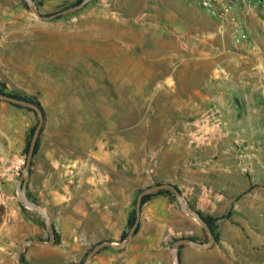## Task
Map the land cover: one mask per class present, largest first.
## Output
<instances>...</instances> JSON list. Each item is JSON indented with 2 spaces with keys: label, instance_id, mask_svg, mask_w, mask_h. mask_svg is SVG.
<instances>
[{
  "label": "rangeland",
  "instance_id": "rangeland-1",
  "mask_svg": "<svg viewBox=\"0 0 264 264\" xmlns=\"http://www.w3.org/2000/svg\"><path fill=\"white\" fill-rule=\"evenodd\" d=\"M34 1L41 4L40 13L49 16L79 0ZM100 1L43 21L25 5L26 0H0V81L12 94L36 96L44 108L41 169L53 181L67 185L63 193L81 200L76 196L81 184L76 170L87 151L99 152L101 165L116 167L110 188L115 197L114 230L108 235L85 230L78 236L82 251L72 250L73 258L56 257L45 264H82L98 245L122 243L138 195L158 182L164 184L163 171L173 162L187 164L194 148L218 143L240 150L237 165L243 164V177L247 181L252 175L264 178V19L258 16L261 21L255 23V30L248 29L250 43L236 44L231 27H221L193 0H114L109 7H94ZM20 22L28 27L21 28ZM225 55L240 60L235 65L241 68L236 84L245 86L242 104L235 101L237 93L228 90L233 109L213 103L179 107L178 101L192 97L194 89L214 96L235 85L234 61ZM227 117L235 120L232 125ZM37 124L35 112L0 100V154H17L21 143L26 148L30 130ZM195 132L212 138L199 142L192 138ZM51 155L54 166L48 160ZM22 156L17 181L26 165L25 149ZM124 170L126 176L130 171V182L122 177ZM173 182L185 191L186 180ZM30 196L41 206L42 199ZM255 200L258 203L252 208L244 207L218 223L220 241L211 248L183 245L181 264H264V199ZM18 202L29 221L43 229L44 239L39 241L48 242L44 218ZM84 211L91 213V203L84 205ZM11 223L12 218L0 210L2 246L9 240L5 233ZM85 223L94 225L89 218ZM140 225L123 250L102 248L88 264H175L171 253L175 241H209L206 231L168 196L154 197L143 206ZM227 229L231 230L223 241L221 230ZM56 232L61 242L48 247L62 243ZM22 245H13L14 257Z\"/></svg>",
  "mask_w": 264,
  "mask_h": 264
},
{
  "label": "crops",
  "instance_id": "crops-1",
  "mask_svg": "<svg viewBox=\"0 0 264 264\" xmlns=\"http://www.w3.org/2000/svg\"><path fill=\"white\" fill-rule=\"evenodd\" d=\"M112 1L114 0H101L94 7H109ZM240 14H243L242 16L245 18L250 31L253 28L255 30V23L261 21L258 19V15L250 10L246 11L244 9ZM19 24L22 25V22ZM27 27L26 25L21 26L23 29ZM211 56L210 54L209 57ZM224 58L234 61L232 71L234 72L233 80L235 81V85L227 86L223 93L214 96L210 93L200 94L199 91L194 89L195 94L192 97L189 96L188 99L178 101L179 107L189 108L192 106L197 108L209 106L213 103L220 104L223 108L231 107L233 109L232 104L234 99L231 97L230 92H227L228 90L235 91L232 93H237L236 98H239H235V101L242 104V98H246L244 95L245 86L236 84L238 80L236 78H239L241 75V68H237L238 64L235 65L236 61L240 60L237 57H233V55H225ZM241 96L242 98L240 99ZM228 121L232 125L235 120L228 118ZM191 134L192 138L199 142L206 139L211 140L210 138H212L196 132ZM210 145L213 146L212 143ZM212 146L197 147L189 151L187 164L177 165L176 162H173L168 171H163L166 173L164 183L169 181V183L177 186L173 180H186L185 191L181 187H177L186 198L190 207L205 216L220 218L218 223L221 224L220 221L225 219V216L229 213L235 214L240 212L244 207L248 209L252 208L255 203H258L255 198L259 201L260 199H264V178L252 175V182L247 181L243 177V164L237 165L239 161H237V152L240 150L219 147L218 143ZM24 149V144L21 143L17 154L12 156L5 154L6 159L1 166L7 199L4 203L5 206L1 207L0 210H3L12 218V223L7 227L5 233V236L9 238L7 244L5 246L0 245V264H15L12 247L17 242L25 243L29 240L44 239L45 233L43 229L29 221L26 213L19 206L17 198L19 180L17 181L16 175L10 173V167L22 160ZM40 149L41 142L38 153ZM38 153L33 159L28 193L33 195L32 197L42 199V201H37L50 215L53 225L58 232H60L61 226L62 230L59 234L63 240L60 245L54 248L38 244L29 245L25 250L24 263L21 264L49 263L53 262V259L56 257L61 261L73 258L71 255L72 250L82 251L78 243V236L83 235L85 230H90L91 228L99 230L100 235L111 234L112 230H114V220L116 219L115 213L111 209L115 204V197L113 189H110L112 187L111 184L115 181L116 167L113 165H101L99 162V152L87 151L86 158L85 156L81 158L76 170L80 178L77 182L78 184L81 183L77 187L78 193L76 192V196L79 194L82 197L81 200L73 199L67 191L66 193L61 191V189L67 190V185H64V182L53 181L49 175L46 176V171L41 169V166L38 164L40 160ZM48 160L54 166V156H48ZM246 161L243 160L241 163H245ZM239 168H241V171ZM129 172H127L126 176V171L124 170V176H122L128 182L131 181ZM158 184L161 183L158 182ZM72 200L75 201L72 202ZM125 202L123 201V208H125ZM86 203H91V213L84 211ZM128 203H130V200ZM88 218L94 221L92 227L85 223ZM229 230L231 229L221 230L223 241H226V233ZM68 234L71 238L67 240L64 236ZM65 244H70V247L67 248ZM30 246H33V248L30 249ZM54 255L55 257L52 258Z\"/></svg>",
  "mask_w": 264,
  "mask_h": 264
},
{
  "label": "water",
  "instance_id": "water-1",
  "mask_svg": "<svg viewBox=\"0 0 264 264\" xmlns=\"http://www.w3.org/2000/svg\"><path fill=\"white\" fill-rule=\"evenodd\" d=\"M91 1L92 0H82V2L76 6H73L69 9H66V10H63L60 12H57L53 15L45 16V15H42L40 13L39 8L37 7L34 0H26L27 5L29 6V8L33 12V14L37 18H39L40 20H43V21H51V20H54V19L59 18V17L74 14V13L82 10L84 7H86V5L89 4ZM0 100L6 101V102L13 104V105H17L19 107L30 109L33 112H35L37 117H38V124L34 130L33 136L31 138V141L29 144V148H28V152H27V158H26V165H25V168L23 170L22 177L20 178V181L18 183L17 195H18L20 203L25 208L41 215L42 218H44V220L46 222V226H47V231L49 233L50 238H49L48 242H43V241H39V240H29V241H26L25 243H23V245L16 252V255L14 257V263L15 264H21L19 261L23 255V253L25 252L26 248L29 245L38 244V245L47 246V245H54L56 243L55 229H54V226H53V223L51 221L50 216L45 212V210L41 206H39L37 203L32 201L27 194V188H28V183H29V179H30V175H31L32 163H33V159L35 157V151H36L37 143L39 141L41 131H42L43 126L45 124V116H44L43 111L35 103L20 100V99L10 97L7 95H3V94H0ZM160 191L172 192L174 194L179 206H180L181 211L183 213H185L187 216H189L190 218L194 219L206 231V233L209 236V241L206 244L199 243V242L194 241V240L189 239V238L178 239L177 241H175L172 245V248H171L172 257H173L175 264H181L180 256H179V250H180V247H182L183 245H190V246H193V247L198 248V249H209V248H211L216 243V239H215V235L212 232L209 225L205 222V220L196 211H194L190 208V206L188 205L184 195L180 192V190L175 185L170 184V183H164V184L152 186V187L144 190L143 192H141L138 195L137 200H136V208H135L136 221H135L134 225L131 227V229L129 230L126 238L123 240L122 243L115 244L112 242H105V243L98 245L97 247H95L91 251V253L87 256L86 260L82 264H88L89 261L93 258V256L102 248L110 247V248L117 250V251L123 250L130 243L131 239L136 234V231L140 225L141 216H142V205H143L144 197L158 193Z\"/></svg>",
  "mask_w": 264,
  "mask_h": 264
},
{
  "label": "built area",
  "instance_id": "built-area-1",
  "mask_svg": "<svg viewBox=\"0 0 264 264\" xmlns=\"http://www.w3.org/2000/svg\"><path fill=\"white\" fill-rule=\"evenodd\" d=\"M200 8L212 19L216 20L221 27H231L232 37L236 44H248L251 42L249 30L240 18V12L247 8L264 19V0H193ZM5 156L0 154V206L4 205L7 199L2 173V163L5 162ZM24 165L23 159L19 163H14L10 167V173L20 175L21 168Z\"/></svg>",
  "mask_w": 264,
  "mask_h": 264
},
{
  "label": "trees",
  "instance_id": "trees-1",
  "mask_svg": "<svg viewBox=\"0 0 264 264\" xmlns=\"http://www.w3.org/2000/svg\"><path fill=\"white\" fill-rule=\"evenodd\" d=\"M82 0H79L77 1L73 6H76L78 5L79 3H81ZM37 4V7L40 8V3H36ZM27 6V4H25ZM0 94H3V95H7V96H10V97H14V98H17V99H20V100H24V101H29L31 103H35L44 113V116L45 115V111H44V108L41 104V102L38 100V98L36 96H31V95H21V94H12L10 92H8V88H7V85L0 81ZM13 105V104H11ZM17 108H20V109H26V110H29V111H32L30 109H27V108H23V107H19L17 105H13ZM33 112V111H32ZM36 126L32 127L31 130H30V133H29V137H28V142H27V145H26V148H25V153L28 152V148H29V144H30V140L33 136V133H34V130H35ZM43 131V130H42ZM41 131V133H42ZM39 148H40V138H39V141L37 143V147H36V151H35V155L38 153L39 151ZM32 167H33V163H32ZM31 172H32V168H31ZM157 185H160V184H157ZM178 188V187H177ZM179 189V188H178ZM181 192V191H180ZM182 193V192H181ZM28 196L31 198L30 194H28ZM157 196H168L171 200V202L175 203L176 202V198L174 196V194L170 191H160L158 193H155V194H152V195H148V196H145L144 199H143V205H142V208L143 206L148 203L149 201H151L154 197H157ZM34 201V200H33ZM35 202V201H34ZM197 213L205 220V222L209 225V227L211 228L212 232L214 233L215 235V239H216V243H218L220 241V234L218 232V221L220 220V218H215V217H212V216H205L203 215L201 212H198ZM232 216L231 213H229L227 216H225L226 219H230ZM136 221V212H135V209H133L131 211V213L129 214V217H128V222H127V228L128 230L131 229V227L134 225ZM140 226L138 227L137 231H136V234H138V232L140 231ZM128 234V231H125L122 235V239L124 240L126 238ZM55 235H56V244H59L61 242V239H60V236L58 235V233L56 232V229H55ZM184 239V238H183ZM189 239H192L194 241H198L196 238H189ZM182 247H180L181 249ZM20 261L22 263H24V257L22 256Z\"/></svg>",
  "mask_w": 264,
  "mask_h": 264
}]
</instances>
